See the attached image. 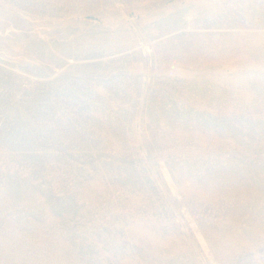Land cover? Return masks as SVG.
<instances>
[{"label":"rangeland","instance_id":"rangeland-1","mask_svg":"<svg viewBox=\"0 0 264 264\" xmlns=\"http://www.w3.org/2000/svg\"><path fill=\"white\" fill-rule=\"evenodd\" d=\"M0 264H264V0H0Z\"/></svg>","mask_w":264,"mask_h":264}]
</instances>
